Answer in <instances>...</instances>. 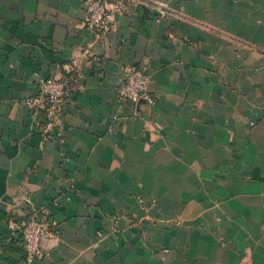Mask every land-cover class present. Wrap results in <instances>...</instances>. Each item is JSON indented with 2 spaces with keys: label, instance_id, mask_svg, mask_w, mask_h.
Instances as JSON below:
<instances>
[{
  "label": "crops",
  "instance_id": "crops-1",
  "mask_svg": "<svg viewBox=\"0 0 264 264\" xmlns=\"http://www.w3.org/2000/svg\"><path fill=\"white\" fill-rule=\"evenodd\" d=\"M84 1L0 0V264L33 209L32 264H264V0H104L98 32ZM128 65L154 102L118 98Z\"/></svg>",
  "mask_w": 264,
  "mask_h": 264
},
{
  "label": "built area",
  "instance_id": "built-area-1",
  "mask_svg": "<svg viewBox=\"0 0 264 264\" xmlns=\"http://www.w3.org/2000/svg\"><path fill=\"white\" fill-rule=\"evenodd\" d=\"M84 24L92 32L108 29L104 0H85ZM150 78L141 66L128 65L122 76V81L116 89L120 100L147 103L155 101L148 89ZM69 94L68 81L63 78L46 77L38 82L37 93L33 98L39 110L52 115L58 110L64 98ZM57 222L47 216L41 209L28 210L26 217L20 223V235L23 245L22 257L16 264H32L35 259L44 257L46 249L42 244L43 237L52 235Z\"/></svg>",
  "mask_w": 264,
  "mask_h": 264
},
{
  "label": "rangeland",
  "instance_id": "rangeland-1",
  "mask_svg": "<svg viewBox=\"0 0 264 264\" xmlns=\"http://www.w3.org/2000/svg\"><path fill=\"white\" fill-rule=\"evenodd\" d=\"M102 231H98V235L101 236ZM42 244H43V240H42ZM44 246V245H43Z\"/></svg>",
  "mask_w": 264,
  "mask_h": 264
},
{
  "label": "trees",
  "instance_id": "trees-1",
  "mask_svg": "<svg viewBox=\"0 0 264 264\" xmlns=\"http://www.w3.org/2000/svg\"><path fill=\"white\" fill-rule=\"evenodd\" d=\"M70 89V88H69Z\"/></svg>",
  "mask_w": 264,
  "mask_h": 264
}]
</instances>
